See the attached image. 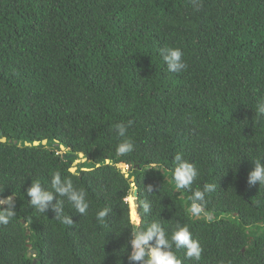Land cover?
<instances>
[{
	"label": "trees",
	"instance_id": "16d2710c",
	"mask_svg": "<svg viewBox=\"0 0 264 264\" xmlns=\"http://www.w3.org/2000/svg\"><path fill=\"white\" fill-rule=\"evenodd\" d=\"M163 47L182 49L185 71L167 70ZM258 103L264 0H0V193L16 213L0 225V264H142L128 260L135 188L124 169L140 227L158 221L170 236L179 222L200 240V261L173 247L183 264H264V185L248 183L264 162ZM129 120L135 147L117 156L115 125ZM177 152L200 173L182 193L169 181ZM57 171L87 192L84 215L61 198L71 226L56 199L42 213L27 196ZM205 183L216 189L194 218L189 197Z\"/></svg>",
	"mask_w": 264,
	"mask_h": 264
},
{
	"label": "clouds",
	"instance_id": "9594fccd",
	"mask_svg": "<svg viewBox=\"0 0 264 264\" xmlns=\"http://www.w3.org/2000/svg\"><path fill=\"white\" fill-rule=\"evenodd\" d=\"M183 55L184 53L180 48L163 47L160 49V56L166 64L167 70L172 73H181L186 70L187 64L183 59ZM255 114L257 116H264V103L256 105ZM132 125L133 121L131 120L115 125L116 135L122 138L116 147L117 156L126 155L134 150V140L128 135L129 128ZM254 161L255 168L248 175V183L249 185H255L259 182L260 185H264V162L259 159ZM173 165L172 176L169 178V181H174V189L179 190L180 193L185 189L191 190L194 181L200 174L197 165L185 159L182 152L175 154ZM159 169H163L165 173L164 168ZM127 178L133 181L135 179L130 176ZM215 189V184L205 183L202 188L192 191V195L189 197L191 203L190 207L187 208V212L194 218H200L205 213L207 194L212 193ZM146 192L149 194L154 193V186L151 184L147 185ZM27 196L31 198L30 204L42 213H45L49 205L56 199V203L52 205L53 210L56 212V218L70 226L73 224L72 217L64 215L65 200L61 198H66L71 207L82 215L87 213L90 206L86 190L75 187L73 181L68 176H63L59 171L51 174L50 190L44 189L39 181L32 182L31 186L27 189ZM14 205L13 196L3 198L2 193H0V225L9 224L10 220L16 215ZM141 206V216L151 211L152 206L150 201H142ZM109 212L110 209L107 207L99 210L96 213L98 222L104 224ZM131 222L134 227L130 241L132 251L128 255L129 262L137 261L142 262V264H183V261L173 251V247L175 249H186L185 257L187 259L200 261L204 251L203 246L199 239L193 237L187 224L182 225L177 222L175 229L169 236L166 228L158 221H153L145 227H140L142 219L133 213ZM153 239H155L154 246L149 243Z\"/></svg>",
	"mask_w": 264,
	"mask_h": 264
},
{
	"label": "water",
	"instance_id": "95a60500",
	"mask_svg": "<svg viewBox=\"0 0 264 264\" xmlns=\"http://www.w3.org/2000/svg\"><path fill=\"white\" fill-rule=\"evenodd\" d=\"M0 142L1 143H7V138L3 137V133L1 132V129H0ZM40 145H41V143H39V142H35L33 144L34 147H39ZM42 145L43 146H47L48 145V141H46V140L43 141ZM26 146L27 147H31L32 145L27 143ZM60 148H61V150L63 152H66V148L64 146H60ZM65 157L66 158H70V157H73V156L65 155ZM79 158H80V160L76 161L75 165H79L81 163H86L87 162V159H85V156L83 154H80ZM107 163L110 164V161H107ZM127 168L132 169V166H128ZM70 171L72 173H76L77 172V167L72 168ZM122 171L126 175V177H128V175L126 174L127 171L126 170H122ZM134 181H135V179H134ZM134 181L131 180V182L133 183L132 186L135 188L134 193H133V198L135 199L134 200L135 212H136V214H138V211H137V207H138V190L136 189V185L134 184ZM130 205H131V218H132V215H133L132 204L130 203ZM30 254L34 255V252L30 251Z\"/></svg>",
	"mask_w": 264,
	"mask_h": 264
},
{
	"label": "rangeland",
	"instance_id": "374dc122",
	"mask_svg": "<svg viewBox=\"0 0 264 264\" xmlns=\"http://www.w3.org/2000/svg\"><path fill=\"white\" fill-rule=\"evenodd\" d=\"M76 166H78V165H75V167H76ZM131 198H132V197H131ZM131 198H129V200H128L129 202H130V199H131Z\"/></svg>",
	"mask_w": 264,
	"mask_h": 264
},
{
	"label": "bare ground",
	"instance_id": "6f19581e",
	"mask_svg": "<svg viewBox=\"0 0 264 264\" xmlns=\"http://www.w3.org/2000/svg\"><path fill=\"white\" fill-rule=\"evenodd\" d=\"M124 170H126L127 171V169H124ZM132 169H129V171H131Z\"/></svg>",
	"mask_w": 264,
	"mask_h": 264
}]
</instances>
